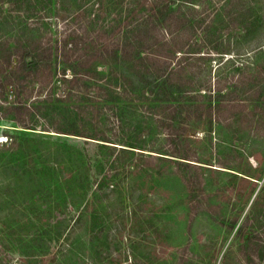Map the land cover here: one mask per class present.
<instances>
[{"label": "trees", "instance_id": "trees-1", "mask_svg": "<svg viewBox=\"0 0 264 264\" xmlns=\"http://www.w3.org/2000/svg\"><path fill=\"white\" fill-rule=\"evenodd\" d=\"M122 1L124 13L121 10L114 12V21L107 27L99 26L100 19L108 12L107 7L118 4L113 0H95L98 11L93 17L88 13L90 0H7V16L0 19V30L5 28L9 32L0 35V122H12L16 130L14 136L12 133L9 135L4 130L6 123H0L3 125L0 127V135L6 136L5 140L0 139V146H3L0 149V161L4 167L11 161L18 163L11 178L16 182L13 188L21 192V205L25 209L23 212L27 210L31 218H39L41 221L65 224L69 209H65L63 213L60 211L64 209L59 207L34 208L37 204L34 199L36 192L48 190L49 187L36 189L28 186V190L32 191L30 195L25 193L22 182L23 179L26 182L36 181L38 176L46 177L56 169L49 163L41 165L42 152L38 148L46 140L35 136L40 120L43 122V130L55 131L61 141L65 139L71 146L75 143L76 149H68L61 144V148L58 146L52 151L49 148L44 153L52 157L55 155L58 162L59 176L55 190L58 193L64 192L61 191L63 181L68 183L71 185L69 197L72 201L78 200L77 194L83 192V203L71 226L69 223L62 231V226L57 230V234L61 232L69 239L82 227V217L86 215L89 219L87 207L92 199L90 188L81 189L76 179L90 178L91 173L98 170L94 167L95 163L102 166L107 161L116 165L117 162L121 164L130 160L128 164H133L134 155H140L149 162L145 173L151 176L153 172L157 175L164 173L159 165L153 166L155 160L160 163L170 161L180 167L184 164L201 166L205 162L199 160L196 154L193 155L189 146L185 149L182 147L183 151H179L176 145L168 153L162 147L147 148L145 145H136L134 142L137 141L129 135L122 136L116 131L92 128L102 126L100 115H94L93 103L79 100L77 107L63 103L72 94L83 99L87 95V89L73 88L66 91L64 85L67 82L76 83L80 87L93 84L99 103L115 108L111 110L112 115L120 121L123 128L131 125L130 130L134 137L142 135L139 130L143 124L148 126V135L152 133V129L159 130L168 123L173 127L169 137L182 141L183 130H186L188 122L192 121L194 126L205 122L204 130L211 133L222 120L223 113L225 116L232 113L233 116L241 117V114L249 115L260 111L257 118L261 120L252 124L254 129L264 126V113L258 107L260 99L254 95L257 93L259 96L263 91L262 86L257 90L254 88L255 74L260 72L257 67L259 61L253 59L246 66L240 62V65L234 66L239 70L238 74L232 75L230 79L215 78L210 76L213 57H223L224 53H229V49L223 48V52L214 55L210 51H201L205 40L201 44L195 40L197 32L201 34L202 30L207 34L213 26V29L218 30L221 23L226 24L228 32L238 34L244 39L258 37L264 27L263 0ZM4 5L5 0H1V8ZM142 12L146 13V17L141 22L142 29L138 30L135 22ZM128 16H132L133 21L122 26L124 31L121 39L114 42L110 28ZM51 17H56L61 27V33L56 39L52 34ZM77 18L85 19L82 24L71 29V20ZM45 27H50V31L46 32ZM192 41L199 47H191ZM263 51L261 47L255 54ZM231 58L222 59L225 62ZM206 61L210 66L206 65ZM208 66L209 75H203ZM250 67H255L254 72ZM248 84L254 89L247 87ZM58 86L64 87L63 93L55 94L54 90ZM130 92L139 94L141 100L146 101L143 109L125 103L124 95ZM248 94H251L250 97ZM250 101L254 103L253 109H249ZM90 124L92 127H88ZM247 127L241 124V128ZM119 144L122 146H118ZM92 150L97 154L90 155L89 151ZM68 162L69 165L65 164ZM104 183L110 184L111 190L102 189ZM117 183V173L108 172L101 177L98 192L104 191L103 195H106L114 190ZM56 205L58 206V201ZM95 211L93 218L98 224L102 213L98 209ZM103 229L101 227L96 230L97 237ZM85 239L71 241V245L62 251L74 253L82 259L86 253L81 251ZM102 247L99 249H104ZM109 255V260L113 262L109 261L107 264H116L119 257L112 253ZM183 263L184 258L180 257L178 264Z\"/></svg>", "mask_w": 264, "mask_h": 264}, {"label": "rangeland", "instance_id": "rangeland-1", "mask_svg": "<svg viewBox=\"0 0 264 264\" xmlns=\"http://www.w3.org/2000/svg\"><path fill=\"white\" fill-rule=\"evenodd\" d=\"M94 1L89 2L91 5L88 13L91 17L98 11ZM113 1L118 4H114L111 8L107 7L108 12L100 19L99 26L110 25L111 21H114V12L121 10L122 14L124 13L125 8L121 6L123 1ZM5 2L6 5L2 8L0 6V19L7 16L5 9L8 2L7 0ZM145 17L146 13L142 12L135 22L138 30L142 29L141 22ZM83 20L72 19L70 28L75 29L83 23ZM50 21L53 31L51 32L56 39L61 33V27L56 17H51ZM132 21V16L126 19L123 17L121 23H115L113 28H110L114 42L121 39L124 31L122 26ZM213 27L207 34L201 29H199L201 34L197 32L195 40L200 44L205 40L201 51H210L216 55L215 53L223 52V48H227L229 53H224L220 58L213 57L210 76L230 79L239 72L234 67L237 64L242 63L246 66L250 65L249 62L253 59L259 61L257 67L260 72L255 74L254 88L257 90L262 86L263 91L259 96L257 93L254 95H257L258 100L260 99L258 107L264 113V51L255 54L259 48L264 49V27L258 37L252 36L248 39L228 32L226 24H219L218 30ZM49 28L45 27L44 30L48 32ZM7 33L9 32L5 28L0 30V35ZM191 47H199V45L192 41ZM228 57H232L231 60L224 62ZM206 65L210 66V63L206 61ZM209 66L203 75H209ZM249 69L254 72L251 67ZM64 87L66 91L73 88L87 89V95L83 99L72 94L63 103L73 107H77L79 100L93 103L94 115H100L102 126L92 127L90 124L88 127L106 129L108 132L116 131L122 136L129 135L137 141L134 142L136 145H145L144 147L147 148L162 147L168 153H171L176 145L179 151L180 149L183 151L182 147L185 149L189 146L193 155L196 154L199 160L205 163H201V166L184 164L180 167L170 161L160 163L155 160L153 166L159 165L164 173L157 175L153 172L151 176L145 173L149 162L140 155H134L133 164H128L130 160L121 164L117 162L116 165L107 161L102 166L95 163L94 167L98 170L91 173L90 178L76 179L81 189L90 188L92 199L89 200L90 205L87 207L89 219L86 215L82 217L80 221L82 227L69 239L61 232L57 234V230L62 226V229L59 228L62 231L69 223L71 226L74 216L76 218L78 209L83 203V192L77 194L78 200L72 201L69 197L71 185L63 181L61 191L64 192L58 193L55 190L59 176L58 162L55 155L52 157L44 153L49 148L51 151L58 146L61 148V144L68 149H76V145L72 143L71 146L69 142L64 141L65 139L61 141L55 131L43 130V122L40 120L35 136L40 140H46L40 148L37 147L42 152L41 165L49 163L56 168L54 172H57L48 173L46 177L38 176L33 182H26L27 180L23 179L22 184L25 193L30 195L32 191L28 190V186L36 189L49 187L48 190L42 189L36 192V197L33 198L37 204L34 208L58 209L59 207L64 209L60 211L63 213L65 209H69L68 213L66 212L68 219L65 224L56 221L47 222L39 218H31L27 210L23 212L25 209H22L24 206L21 205V192L13 188L16 182L11 178V174L18 168V163L11 161L4 167L0 161V264H107L111 261L109 253L119 257L118 262L121 260L119 263L115 262L116 264H178L180 257L184 258L183 264H264V126L254 129L252 124L261 120L257 118L260 111H254L249 115L241 114V117L233 116L232 113L225 116L223 113L222 120L211 133L204 130L205 122H200L197 126H194L192 121L188 122L186 130H183L182 141L169 137L173 127L168 123L162 125L159 130L152 129V133L148 135H146L148 126L143 124L142 129L139 130L142 135L134 137L130 130L131 125H125L123 128L120 121L112 115L111 110L115 108L99 103L97 100L99 96L93 84L89 87L85 85L80 87L76 83L67 82ZM64 87H56L55 94L63 93ZM247 87L254 89L251 84ZM132 92L124 95L125 103L143 109L145 106L143 103L146 101L141 100L139 94L135 95ZM250 95L248 94L249 97ZM253 101H250L249 109H253ZM0 123H6L5 133L9 135L12 133L14 136L16 130L12 122ZM241 124L248 127L241 128ZM2 126L0 124V127ZM0 139L5 140L6 136L0 135ZM1 148L3 146H0ZM193 150L196 152L194 153ZM92 153L97 154L95 150L89 151L90 155ZM63 160L66 162V159ZM124 169L129 171H123ZM108 172L117 173L118 183L114 190L103 195L104 191L98 192V188L101 177ZM103 186L102 189L111 190L110 184L104 183ZM94 209L102 213L98 224L93 218L96 213ZM101 227H104L103 232L97 237L96 230H100ZM84 237L87 240L85 239L81 251L86 252V256L84 255L82 259L74 253L62 251L71 245V241H80ZM101 244L104 249H99L102 247Z\"/></svg>", "mask_w": 264, "mask_h": 264}]
</instances>
